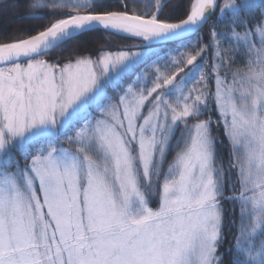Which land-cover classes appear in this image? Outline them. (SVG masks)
<instances>
[{
    "label": "snow or ice",
    "instance_id": "obj_1",
    "mask_svg": "<svg viewBox=\"0 0 264 264\" xmlns=\"http://www.w3.org/2000/svg\"><path fill=\"white\" fill-rule=\"evenodd\" d=\"M8 13L0 264H264V0Z\"/></svg>",
    "mask_w": 264,
    "mask_h": 264
},
{
    "label": "trees",
    "instance_id": "obj_2",
    "mask_svg": "<svg viewBox=\"0 0 264 264\" xmlns=\"http://www.w3.org/2000/svg\"><path fill=\"white\" fill-rule=\"evenodd\" d=\"M23 3L24 0H21ZM36 23V21H30V20H25V19H20L19 18V13L13 14V13H8V14H0V33H3L5 31L8 32H17L19 29H26L30 27L32 24ZM87 39V38H85ZM111 41L112 45L115 46L120 43H124V41L121 40L120 37H104L102 35H96L95 39L93 41H90L88 43V47L95 49L99 48L101 46L105 45V40ZM113 50L115 48L113 47ZM65 56L68 55L67 52L64 53ZM224 155H227L226 150L224 151Z\"/></svg>",
    "mask_w": 264,
    "mask_h": 264
}]
</instances>
